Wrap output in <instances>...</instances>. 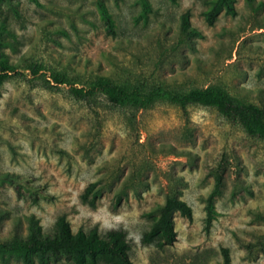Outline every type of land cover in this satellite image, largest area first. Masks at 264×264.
I'll list each match as a JSON object with an SVG mask.
<instances>
[{"label": "rangeland", "instance_id": "rangeland-1", "mask_svg": "<svg viewBox=\"0 0 264 264\" xmlns=\"http://www.w3.org/2000/svg\"><path fill=\"white\" fill-rule=\"evenodd\" d=\"M11 3L0 2V50L19 71L0 93V264H28L8 244L28 234L31 215L46 233L57 232L63 216L74 232L125 228L135 264H224L225 247L232 264H264V250L250 255L239 240L264 233V139L214 106L160 100L134 111L103 93L83 99L71 91L101 77L148 89L216 85L264 111V0H232V10L221 0ZM54 71L69 81L57 82ZM92 182L96 207L83 198ZM169 196L190 203L194 217L176 211L177 240L145 245Z\"/></svg>", "mask_w": 264, "mask_h": 264}, {"label": "trees", "instance_id": "trees-1", "mask_svg": "<svg viewBox=\"0 0 264 264\" xmlns=\"http://www.w3.org/2000/svg\"><path fill=\"white\" fill-rule=\"evenodd\" d=\"M11 1L0 0V2L10 5ZM221 1L230 10L233 9L232 0ZM218 7L210 11L208 17L210 22H213ZM102 8L109 29L114 32V19L104 4ZM189 16V11L183 15L185 29H188L190 25ZM2 44L0 39V46ZM31 66L34 73H39L42 69V65L38 63ZM17 72H19L18 68L8 63L0 50V93L2 84ZM52 74L59 83L69 81L66 73L62 71H54ZM71 91L73 95L83 99H90L103 93L111 102L124 105L134 111L150 107L160 100H169L183 108H187L191 104L214 106L228 117L240 122L250 136L264 139V111L255 104L235 100L216 85L195 87L188 91H180L166 86L148 89L141 84L117 83L107 77H101L90 85L79 86L72 83ZM222 175V173L218 175V183L222 182ZM4 177L15 183H19L22 179L20 175L6 174ZM96 185L97 182H92L83 194L84 200L90 202L94 207L98 204L99 194V190L95 189ZM92 192L93 197H90ZM214 196L215 192H212L207 197L206 228L208 231L211 229L216 213ZM176 211L191 220L194 217V210L190 203L185 199L169 196L160 208L159 217L144 233L142 242L145 245L156 243L161 248L173 244L178 238L174 221ZM28 220L30 222L28 234L19 236L13 243L8 244L9 251L21 255L28 264H33L34 255L39 257L41 264H51L52 259L56 260L60 257H65L73 264H135L130 253L133 239L125 228H113L103 232L98 225H95L89 231L81 228L74 232L70 221L63 216L58 223V231L46 233L42 231L39 219L35 215L29 216ZM239 240L248 249L250 255H254L259 248L264 250V233L259 234L256 241L243 237H239ZM223 250L224 264H232L230 249L225 247Z\"/></svg>", "mask_w": 264, "mask_h": 264}]
</instances>
